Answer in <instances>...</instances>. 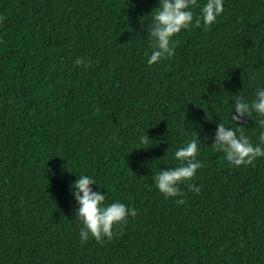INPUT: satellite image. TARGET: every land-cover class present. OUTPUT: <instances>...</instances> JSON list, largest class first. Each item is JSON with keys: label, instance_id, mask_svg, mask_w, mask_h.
<instances>
[{"label": "trees", "instance_id": "16d2710c", "mask_svg": "<svg viewBox=\"0 0 264 264\" xmlns=\"http://www.w3.org/2000/svg\"><path fill=\"white\" fill-rule=\"evenodd\" d=\"M224 7L150 67L158 0H0V264H264V159L235 168L206 140L264 87V0ZM196 135L201 194L165 200L153 177ZM82 175L137 210L102 245L79 239Z\"/></svg>", "mask_w": 264, "mask_h": 264}, {"label": "clouds", "instance_id": "9594fccd", "mask_svg": "<svg viewBox=\"0 0 264 264\" xmlns=\"http://www.w3.org/2000/svg\"><path fill=\"white\" fill-rule=\"evenodd\" d=\"M225 0H206L201 4L200 0H158V8L152 18L150 38L154 42L151 56L148 58V65L151 67L164 60L171 59L175 55V37L182 32L199 29L202 26L207 28L214 25L218 18L225 11ZM199 9V16L194 11ZM0 18V23H2ZM75 66L81 69L87 68L85 59H77ZM235 115H231L232 124L235 127L225 126L220 123L216 128L212 139L213 148L218 153L224 154L227 163L235 168L255 167L256 162L264 159V87L256 89L251 102L244 96H237L231 106ZM254 116V118H253ZM244 119L256 121V130L259 132V145L254 146L246 136L241 124ZM239 133V134H238ZM149 139L146 133L142 137V143ZM200 142L198 137L181 147L174 153V159L179 166L160 171L153 177V184L159 194L165 200H173L183 204L180 191L182 185L188 184L189 190L196 196L201 194L202 189L191 182L196 174L203 167L199 160ZM96 181L86 175L80 176L72 186L71 195L77 205L78 211L75 214V221L81 226L78 231L82 244L90 239L97 244L110 242L114 237V229L123 228L130 218L137 216V210L122 203H106V195L101 191H94Z\"/></svg>", "mask_w": 264, "mask_h": 264}]
</instances>
